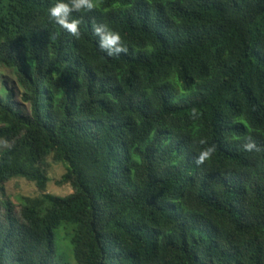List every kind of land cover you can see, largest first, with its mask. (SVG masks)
Instances as JSON below:
<instances>
[{
    "label": "trees",
    "instance_id": "trees-1",
    "mask_svg": "<svg viewBox=\"0 0 264 264\" xmlns=\"http://www.w3.org/2000/svg\"><path fill=\"white\" fill-rule=\"evenodd\" d=\"M53 3L0 0V64L29 104L0 88V264H264V0H94L75 37ZM100 23L125 52L98 47ZM51 155L67 195L45 190ZM13 178L41 193L19 212Z\"/></svg>",
    "mask_w": 264,
    "mask_h": 264
},
{
    "label": "clouds",
    "instance_id": "clouds-1",
    "mask_svg": "<svg viewBox=\"0 0 264 264\" xmlns=\"http://www.w3.org/2000/svg\"><path fill=\"white\" fill-rule=\"evenodd\" d=\"M93 7L94 0H55V3L48 8V16L71 36L75 37L79 35L78 25L80 21L78 19L70 20V14L80 12L81 10L90 11ZM92 32L97 37L98 47L107 56H114L127 50L122 44L120 34L108 25L103 23L93 24ZM200 143L204 144V141L201 140ZM242 147L246 152L259 151L258 146L251 139H248ZM214 150V146H207L199 151L196 154L194 163L197 166L203 164L212 155Z\"/></svg>",
    "mask_w": 264,
    "mask_h": 264
},
{
    "label": "rangeland",
    "instance_id": "rangeland-1",
    "mask_svg": "<svg viewBox=\"0 0 264 264\" xmlns=\"http://www.w3.org/2000/svg\"><path fill=\"white\" fill-rule=\"evenodd\" d=\"M2 87H5L6 89L15 87L16 97L14 101L22 105L25 109L29 108L28 103L25 104L20 101L21 91L17 85L13 70L0 64V88ZM43 169L45 170L48 177L45 189L46 192L59 196H64L72 192V187L70 184L58 183L61 175L65 172L64 162L57 161L54 159V156L51 155L46 158V161L43 164ZM2 186L5 197H7L8 201L15 206L14 209L16 212L20 211L21 196L34 197L41 194L35 183L23 178L10 179L3 183ZM1 200L4 199L1 198ZM0 211H2V208H0ZM58 236L59 237H57L56 232V241L59 239V242H61L62 246H66L68 240L67 230L64 228L61 229Z\"/></svg>",
    "mask_w": 264,
    "mask_h": 264
}]
</instances>
